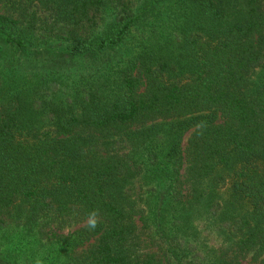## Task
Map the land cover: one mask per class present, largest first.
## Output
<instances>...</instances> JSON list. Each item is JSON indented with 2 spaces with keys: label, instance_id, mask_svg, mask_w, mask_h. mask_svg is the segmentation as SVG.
<instances>
[{
  "label": "trees",
  "instance_id": "1",
  "mask_svg": "<svg viewBox=\"0 0 264 264\" xmlns=\"http://www.w3.org/2000/svg\"><path fill=\"white\" fill-rule=\"evenodd\" d=\"M200 202L215 205L220 253L166 231ZM139 212L159 223L153 252L136 249ZM66 217L89 222L51 231L63 264L264 250V0H0V239ZM7 249L0 264H17Z\"/></svg>",
  "mask_w": 264,
  "mask_h": 264
},
{
  "label": "rangeland",
  "instance_id": "2",
  "mask_svg": "<svg viewBox=\"0 0 264 264\" xmlns=\"http://www.w3.org/2000/svg\"><path fill=\"white\" fill-rule=\"evenodd\" d=\"M39 30L35 29L34 33L39 34ZM136 31L133 32L135 35ZM131 38L133 36L131 35ZM168 39H172L174 41H170L171 45H175L176 41V35L171 34ZM259 70H256L255 76L252 78L255 79L258 76ZM173 119H167L166 121H161V119L154 121L161 123L163 126L167 125L169 122H171ZM147 124H151V122H148ZM194 131V128H191L187 130L184 135L182 136L181 142H180V151L181 155L184 161V164L182 165L180 169V177L181 181L183 182V192L185 196H188L190 193V184L187 180L188 177V171L187 167L188 164L185 162V146L187 144V140L191 137L192 133ZM138 181H135V184L132 185L130 188L134 192V197L137 196L138 192ZM146 186L143 185L142 187V193L143 197H146L148 194H152L151 191L149 193H146L145 191ZM225 188H222L219 193L220 198H226L228 195L225 193ZM207 195H205L206 197ZM186 199V198H185ZM223 201V200H220ZM143 201H138L136 206L138 208V211H142L143 213H147L146 209L142 206ZM215 208V205L212 207V209L207 208L203 202L198 203L195 207H192L191 210L186 212L182 218L177 220V223H173V226L168 227V223H166V231L170 235V233L174 232L175 229L177 231L174 233V237L179 239V241L182 242H190L193 245L196 244L198 247H206V248H213L217 251V253H220L221 250L226 249L227 242L224 241V237L221 232H219L217 223H215V214L212 212ZM140 213V212H139ZM139 215H137L135 224V233L137 236V240L139 242V248H136L137 250H140L143 252H153L156 250V247L154 244H152L151 240H157L159 239V235L154 233L155 228L159 227V223H142L139 219ZM187 216V217H186ZM171 221V220H170ZM89 220H79L76 218H69L66 217L65 219H60L58 221L51 220L49 222H46L44 227H41L42 225L39 224L37 226H33L31 228L33 229H23L21 226L18 225V232L17 230H14L13 227L10 226V228L7 230L6 234L3 236L2 239H0V248H3L4 246L8 248V254L10 257L17 255V252L20 251V256H18L16 259L18 260L17 264H28V258L31 257V253L35 251L36 256V262L33 264H63L67 248L59 247L55 238H51V231L55 232L56 234L60 235H66L70 234L76 229L88 224ZM9 223H20V222H9ZM165 224V223H163ZM174 227V228H173ZM39 228H42V231H44V234H39L37 231ZM173 228V229H171ZM33 230L36 231V234L33 232ZM24 234V235H22ZM18 236L20 240L18 241ZM11 239V242L9 240ZM41 237V238H40ZM50 238V239H49ZM226 254L229 256H232L231 251L229 250ZM236 260L239 261V264H263L264 262V250L260 252H250L245 254L244 256L237 257ZM13 261V260H12ZM11 262V261H10ZM188 263V262H186ZM15 264V263H14ZM189 264V263H188Z\"/></svg>",
  "mask_w": 264,
  "mask_h": 264
}]
</instances>
